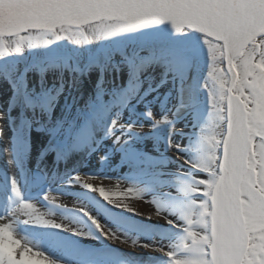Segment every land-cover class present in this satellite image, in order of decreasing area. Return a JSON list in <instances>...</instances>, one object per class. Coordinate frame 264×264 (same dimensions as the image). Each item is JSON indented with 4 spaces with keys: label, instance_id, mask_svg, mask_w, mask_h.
Wrapping results in <instances>:
<instances>
[{
    "label": "bare ground",
    "instance_id": "bare-ground-1",
    "mask_svg": "<svg viewBox=\"0 0 264 264\" xmlns=\"http://www.w3.org/2000/svg\"><path fill=\"white\" fill-rule=\"evenodd\" d=\"M53 2L57 0H0V36L6 43L11 40L6 37L15 34L21 36L18 44L26 41L21 52H14L15 61L0 64V113H4L0 119V211L3 213L0 230L9 234L0 249V264H52L48 254L66 262L64 256L76 250L80 253L88 244L102 248L111 245L119 249L117 252L129 254L127 257H101L96 263L87 261L88 264H155L151 261L153 258L167 257L152 247L133 246L134 241L160 248L171 244L174 250L169 255L174 264H208L202 255L189 257L177 254L190 248L204 252L200 244L202 241L208 243L206 232L201 231L206 224L201 226L198 223L206 221L204 217L208 210L204 205H199L203 208L200 214L193 210L196 201L192 197L197 192L198 181L184 162V157L193 158L195 155L193 151L197 145L193 144L198 139L202 115L207 111L201 107L205 101H202L196 76L197 73L202 76V68L191 59L187 83L186 78L180 75L165 78L160 68L150 71L142 78V84L135 85L139 96L132 101V110L125 109L121 114V122L142 123L144 130L125 132L116 142L113 137L105 135L111 114L94 120L88 105L96 99L101 88L120 92L132 86L131 73L122 63L125 52L105 55L101 49L102 41L106 39L122 41L127 38L121 37L122 33L105 38L109 32L118 29L117 24L124 18L106 13L54 14L49 9L38 7ZM167 23L146 26L145 29L163 27ZM60 25L84 28L89 49L82 43V47L73 50L71 57L66 59L60 56L53 58L48 46L42 50L39 40H34L36 35L35 38L40 39L36 31H51ZM134 48L131 44L126 46L127 52ZM229 51L223 48L224 57ZM157 91L161 93L159 101L155 95ZM193 94L197 98L195 103L191 102ZM228 94H232L231 89ZM104 99L108 100V95ZM182 101L186 107L178 112L177 107ZM17 103L19 168L28 169L25 176L28 184L42 183L45 188V194L31 200L22 199L26 186L23 188L21 169L18 171L11 153L14 127L10 128L9 121L12 125L16 123ZM147 103H151L149 106H153L157 117L167 114L171 124L150 127L152 121L141 112L147 108ZM173 125L177 130L173 138L186 146L179 153V159L177 153L168 150L166 143L162 144ZM209 127L214 128L217 134L220 131L218 121ZM214 142L212 140L211 145ZM145 155L157 163L149 165L143 159ZM208 158L213 162L214 153L209 152ZM78 173L110 178L98 181L110 189L104 196L106 201L98 193L84 188L83 184L70 182ZM65 176L69 177L68 181ZM174 177L181 178V194L169 201L166 194L173 187L171 179ZM13 179L18 188L13 186L12 190ZM149 184L153 188L147 191L144 186ZM153 200L159 207L150 204ZM82 208L117 235L107 239L100 230H95L90 218L86 217L87 213L80 212ZM167 213L171 219H176V215L184 220L181 227L189 230L196 240L189 241L188 245L182 238L180 242L176 238L180 229L164 220ZM125 214L134 220L126 219ZM57 225L87 231L91 235L63 232L55 229ZM46 228L49 230L44 231ZM21 229H28L30 233L25 234ZM13 232L21 235L22 244L12 239L10 233ZM56 237L62 243H56ZM225 258H230V255L226 253ZM72 260L71 264L87 263L74 261L75 258ZM253 264H264V261Z\"/></svg>",
    "mask_w": 264,
    "mask_h": 264
},
{
    "label": "snow or ice",
    "instance_id": "snow-or-ice-1",
    "mask_svg": "<svg viewBox=\"0 0 264 264\" xmlns=\"http://www.w3.org/2000/svg\"><path fill=\"white\" fill-rule=\"evenodd\" d=\"M38 7L49 9L54 14L106 13L123 17L122 23L125 27L109 32L105 38L170 22L175 34L170 38L173 43L146 45L127 52L122 63L131 73L132 86L120 92H108L101 88L96 99L88 105L94 120H100L105 115L111 114L105 135L113 137L116 142L121 140L125 132L144 130L145 125L142 123L121 122L122 111L125 109L131 111L134 107L132 101L139 96V89L135 85L142 84V78L157 68L162 70L165 78L180 75L186 78L187 83L192 61L187 48L181 43V38L192 32L200 34L206 62V74L200 87L206 90L208 107L198 139L193 144L197 145L196 151H193L195 155L193 158L184 157V162L189 165L192 175L198 181L197 192L192 197L196 201L193 210L197 214L202 213L203 208L199 205L206 206L208 210L205 215L206 228L201 229L206 232L208 243L203 245L204 252L190 248L177 254L189 257L202 255L207 259L208 264H245L244 255H252L247 245L251 242H260L257 234L253 232L254 225L246 218L251 215L257 203L264 204V122L258 116L260 107H264V95H261L254 79V74L258 72L254 64L256 61L264 64V0H57ZM214 41L222 48L230 50L221 63L226 70H230L228 72L230 80L235 81L234 87L229 85L232 94L229 96L228 92H225L218 134L213 128H206L214 119L208 87L209 52ZM22 49L23 44H18L0 52V55L9 52L19 53ZM116 71L119 72L120 68L117 67ZM105 95H108V100L104 99ZM196 100L193 94L191 102L195 103ZM185 107L186 104L182 101L177 111ZM144 115L152 121L150 125L152 128L162 123L171 124L167 114L157 117L151 108L146 109ZM3 117L4 113H0V119ZM176 131L174 125L169 129L166 146L169 151L177 153L179 159V153L184 151L186 146L173 138ZM217 135L219 143L211 145L212 138ZM209 152L214 153V163L208 158ZM143 159L149 165L157 163L147 155ZM101 180H110V178L81 176L78 173L70 182L83 184L84 188L98 193L104 199L110 189L98 183ZM171 184L173 187L166 194L169 201L181 194V178H172ZM11 186L12 190L13 186L18 188L15 179L12 180ZM144 188L150 191L153 185H145ZM150 204L156 205V201H150ZM80 212L87 213V219L90 218L91 224L107 239L117 235L83 208ZM166 215L167 218L164 220L179 228L181 238L186 239V233L181 227L184 220L178 219L176 215V219H171L169 213ZM55 229L74 233L77 236L91 235L90 232L65 226L57 225ZM55 242L62 243L59 237L55 238ZM170 245L167 248H160L153 247L149 243L140 245L138 241L133 242V246L144 249L152 247L153 250L162 252L168 257V264H172L169 253L174 249ZM226 253L230 258H225ZM48 255L52 264H65Z\"/></svg>",
    "mask_w": 264,
    "mask_h": 264
},
{
    "label": "rangeland",
    "instance_id": "rangeland-1",
    "mask_svg": "<svg viewBox=\"0 0 264 264\" xmlns=\"http://www.w3.org/2000/svg\"><path fill=\"white\" fill-rule=\"evenodd\" d=\"M117 26H118V29L115 28L114 31L112 32L118 31L120 30V28L125 27L122 21H119ZM170 29H172L171 24L170 22H168L166 26L152 28L151 30L140 29V30H133L127 33H122L121 37H127L126 39H123L122 41L115 39V38L109 39V40L106 39L104 42L102 41L101 49L103 48L102 50L105 55L111 52L121 53V51L125 52V55H126L127 54V49H126L127 44H131L135 48L143 47L146 45L160 44V43L171 44L173 43V40H171L170 38L173 37L175 34H173L174 33L173 30H170ZM36 34H38L40 39H36L35 38L37 36L36 35L34 37V40L36 41L39 40L38 45L41 46L42 50L46 49L47 46L50 47L48 48L50 49L49 53L51 54L53 58L54 57L57 58L58 56H60L62 59L71 57L70 55L74 53L73 50H75L76 48L78 49L81 48L82 43H83V46H85L87 49H89V46H90L86 42V38L88 37V35L85 32L84 28L82 27L76 28V26L73 27V26H67V25L66 26L60 25V26H56L54 30H51V31H47V30L46 31H42V30L36 31ZM92 34H94V32ZM97 36H99V34H97ZM19 38H21V36L19 37V34H15L12 37V39L8 43H6L3 40L2 36H0V52L7 51L9 48L16 46L15 44H18ZM24 42L26 44V41H23V44ZM181 43L183 46L186 45L189 55L191 56V59H194L195 64H197L199 67L202 68L201 69L203 71L202 76L198 75V73L196 76L199 82V89L201 91L200 94L202 95V98H203L202 101H205L203 104H201L202 105L201 107L207 110L208 105H207L206 90L200 87L201 83L203 82V77L206 74V62H205V57L203 54V45L201 43L200 34L196 32H192L188 36L181 38ZM102 50H99V52H101ZM13 56H14V52H9V53L0 55V64L11 62V60L15 61L16 59ZM118 56L119 55L116 56L118 59H122L120 56L119 57ZM209 56H210V63L208 66V76H209L208 87H209L210 102L213 105L214 119L209 122V125H207L206 128H209V126H214L216 121L219 122L222 119L223 105L225 103V92L226 91L228 92L231 89L229 87L230 84H231V87L235 86V81L230 80L228 71L222 66L221 62L224 59V53H223V48L218 42H215V41L212 42ZM249 63H251V61H249ZM254 67L258 69V72L254 74V79L257 83V87L260 89L261 95H264V64H262L260 61H256V63L254 64ZM196 70H198L197 67H196ZM150 83H149V86H150ZM155 95L157 96V100L159 101L161 97L160 91L155 92ZM149 105L147 103V108L141 109L142 114H144L143 111H145L148 108H151L152 111L154 112L153 106H149ZM263 114H264V107H260L258 116L262 122H264ZM206 115H207V111L205 112V114L202 115V118H203L202 123H204ZM163 132L165 135V133L167 132L166 129ZM160 140H162V138H160ZM212 140L215 141L213 143L214 145L219 143V139H212ZM164 143H166V138H163L162 144ZM213 162H214V158H213ZM68 179L69 177H67L65 180L68 181ZM76 194H78V192ZM125 215L127 216L126 219L134 220L132 219V217L128 216L127 214ZM0 216H1V213H0ZM263 216H264V204L257 203L256 206L253 208L251 215L246 218L248 219L249 223L254 225L253 232L257 234V239L260 242L259 243L251 242L248 244V249L252 252V255L250 256L247 254L244 255L243 260L245 264H253L256 262L264 261V221L262 220ZM198 223L201 226L204 224H207L206 221L198 222ZM261 223H263V225H261ZM184 233H186L187 238L184 239V241L187 245L189 244V241L196 240L192 236L191 232L189 230H186V228L184 229ZM179 235H180V231H179ZM179 235H176V238L181 242L182 241L181 236L179 237ZM51 239H53V237H51L49 240ZM206 244L207 243L203 241L201 242L200 245L202 249H204L203 245H206ZM86 245L87 244H85L84 246ZM118 250L119 249L117 247H114L111 245H108L105 248H102V247L94 246V245L90 246L88 244L86 247H83V249L79 251L80 253H77L78 250H76V251L71 252V255L64 256L66 260L65 263L67 264L73 263V260H72L73 258H75L74 261H78L79 263L87 262L90 260H92V263L93 262L96 263L101 257L111 256L115 258V257H121V255H126V257L129 255L128 253L121 254L120 252H117ZM108 251H110V253ZM81 255H84V256H81ZM151 261H153L155 264H168V257H157L155 259L153 258ZM88 263L89 262H87L86 264ZM172 264L174 263L172 262Z\"/></svg>",
    "mask_w": 264,
    "mask_h": 264
},
{
    "label": "clouds",
    "instance_id": "clouds-1",
    "mask_svg": "<svg viewBox=\"0 0 264 264\" xmlns=\"http://www.w3.org/2000/svg\"><path fill=\"white\" fill-rule=\"evenodd\" d=\"M6 235H9V234L3 230H0V249H2L5 244ZM10 235L12 236V239L17 240L19 243L22 244L24 242L21 239V235L18 234L17 232L10 233Z\"/></svg>",
    "mask_w": 264,
    "mask_h": 264
},
{
    "label": "water",
    "instance_id": "water-1",
    "mask_svg": "<svg viewBox=\"0 0 264 264\" xmlns=\"http://www.w3.org/2000/svg\"><path fill=\"white\" fill-rule=\"evenodd\" d=\"M11 103H12V101H11ZM16 106H17V113H16V117H17V119L15 120L16 121V123H17V125H19L18 123H19V105H18V103L16 104ZM15 124V123H14ZM16 130H18V128L16 127Z\"/></svg>",
    "mask_w": 264,
    "mask_h": 264
}]
</instances>
